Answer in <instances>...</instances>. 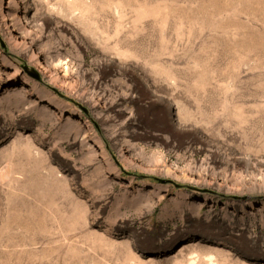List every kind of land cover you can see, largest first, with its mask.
<instances>
[{
  "label": "rangeland",
  "instance_id": "1",
  "mask_svg": "<svg viewBox=\"0 0 264 264\" xmlns=\"http://www.w3.org/2000/svg\"><path fill=\"white\" fill-rule=\"evenodd\" d=\"M0 264H264V0H0Z\"/></svg>",
  "mask_w": 264,
  "mask_h": 264
},
{
  "label": "water",
  "instance_id": "2",
  "mask_svg": "<svg viewBox=\"0 0 264 264\" xmlns=\"http://www.w3.org/2000/svg\"><path fill=\"white\" fill-rule=\"evenodd\" d=\"M31 75H33L36 79H38L37 74H35V72H33L32 70H28L26 69Z\"/></svg>",
  "mask_w": 264,
  "mask_h": 264
}]
</instances>
